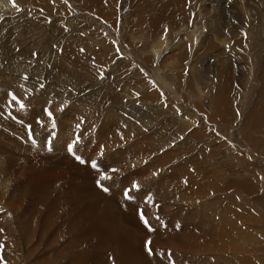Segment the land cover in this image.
Segmentation results:
<instances>
[{
	"label": "rangeland",
	"instance_id": "374dc122",
	"mask_svg": "<svg viewBox=\"0 0 264 264\" xmlns=\"http://www.w3.org/2000/svg\"><path fill=\"white\" fill-rule=\"evenodd\" d=\"M88 1L15 0L9 12L0 7L2 260L8 254L34 264L58 247L44 243L50 237L41 232V220L29 228L35 204L43 221L51 210L61 222L80 204L90 211L101 203L114 213L103 221L104 231L116 212L122 213L119 201H144L151 220L167 222L166 230L185 227L178 237L191 248L185 254L173 251L185 261L181 264H264V146L255 143L264 144V126L253 128L264 118V18H256L259 10L247 0L251 6L245 2L249 10L243 21L242 15L234 17L232 7L216 6V0H113L102 16ZM169 8L193 11V16L173 20L165 13ZM227 17L234 21L230 33ZM159 18L164 22L155 21ZM196 26L204 35L193 46L182 35ZM159 41L162 46H156ZM70 44L90 53L85 60L72 57ZM155 48L162 51L158 61ZM94 52L108 53L109 61L103 63ZM17 77L15 88L8 79ZM223 97L231 100L227 106L216 102ZM37 107L40 114L33 112ZM252 108L253 122L246 123ZM221 109L230 116L224 118ZM58 127L66 129L64 134L54 133ZM77 138L70 152L68 145ZM133 147L143 148L135 149L137 154ZM102 173L111 177L101 181L109 192L96 183ZM161 180L167 181L171 199ZM75 185L87 197H76ZM28 188L39 196L26 194ZM128 190L131 200L124 196ZM119 214L129 241L149 235L142 219L137 230V222ZM210 216L212 226L205 222ZM29 234L33 247L41 237L44 243L33 255L18 245ZM67 240L62 236L60 242ZM102 250L109 246L103 244ZM49 257L58 264L55 255Z\"/></svg>",
	"mask_w": 264,
	"mask_h": 264
},
{
	"label": "bare ground",
	"instance_id": "6f19581e",
	"mask_svg": "<svg viewBox=\"0 0 264 264\" xmlns=\"http://www.w3.org/2000/svg\"><path fill=\"white\" fill-rule=\"evenodd\" d=\"M81 1L85 2V0H81ZM112 1L113 0H89L88 2H86V4L91 9L98 10V12L103 16V15H105V13L107 11L111 10ZM238 1L240 4H238L235 0H216L215 3L216 4L218 3V4L217 5L215 4V5L223 7V8L232 7L233 8L232 12H233V10H235V12L232 13L233 15H235L234 17H236V19H237V18H239V16L241 17V15H242L244 17L243 21H245L246 17L248 16L247 10H249V8H245V2H247V0H238ZM249 1L252 2L255 11L259 10V13L257 12V14L255 15L256 18H258V16H260L263 19L264 18V8H263V10H260L261 6H262L261 0H249ZM0 2H1L0 7L3 8L2 9L3 11L9 12L8 10H11V7H9V4H13L12 0H9V2L6 0H0ZM230 2H233V4L232 5L229 4ZM162 4H163V2H162ZM235 4L237 7L235 6ZM247 4H249V2H247ZM226 5H228V7ZM212 6L214 7V4ZM249 6H251V4H249ZM18 7L20 8V5ZM165 13L168 17L173 18V20L188 21V20H191L190 16L192 15L191 13H193V11L191 12V11H187V10L183 9V10H179L177 12H174V10L172 8H169L166 10ZM198 14L200 15V11L198 12ZM251 14H253V12H251ZM227 16H230V15L227 14ZM234 17H233V20L235 21ZM162 20H163V18H159L155 21H162ZM240 20H241V18H240ZM227 21H226L227 22L226 28H227V31H229V33H230V32H232V29H234L232 27L233 26L232 24L234 21L232 23H230L228 17H227ZM237 21L240 24L243 23V22H240L239 20H237ZM162 22H164V20ZM153 23L155 26V22H153ZM156 28L157 27L155 26L154 29L156 30ZM185 29L186 28L182 26L181 32H183V30H185ZM197 29H198V26L194 27L192 30H189V33L183 34L182 36H185L183 41L187 40L193 46H195L196 43L198 42L199 37H202V35H204V34H202L203 30H202V32H200V33L198 32V34H197V31H198ZM216 29L221 33V31H222L221 28L218 27ZM164 35H165V33L163 31L159 33V37L162 38V42L166 39V38H164V37H166ZM206 39H205V41H206V44L208 45V43L211 42V39H207V40ZM215 40H216V38H215ZM219 40H221V39H219ZM160 41L158 44L156 43V46H159V45L162 46ZM223 41L226 42L225 39H223ZM199 43H201V42H199ZM100 44H103V41H101ZM223 44L225 45V43H222L220 45L223 46ZM80 48L81 47H74L73 45L70 44V55L72 57H76L80 60H82V59L85 60L84 55L88 54L87 52H89V51L84 48L85 49L84 50L85 52H84V51H82L83 48H81V49ZM157 51L158 50L155 48L153 52H154V55L156 57V60L158 61L160 58V53L162 51L161 52H157ZM108 53H109V51H108ZM108 53H106L107 55H105V54L98 55L96 52H94V56L95 57L100 56L102 58V60H100V61H102L103 63H107L109 61V58H110V57L108 58V56H109ZM81 54L83 55L82 56L83 58H81ZM103 56H105L107 58L104 59L105 57L103 58ZM223 56H225V54H223ZM86 58H88V57H86ZM196 69H198V68H196ZM8 80H10V82H9L10 84H12L13 86H15V88H17V84L19 82L18 77L14 80H12V79H8ZM235 95H236V93H235ZM238 99H240V98H238ZM216 102L218 104H223V106L224 105L227 106L229 104V102H231V100L229 97H223L220 101H216ZM32 104L35 105L36 103L33 102ZM38 107L33 112L40 114V110L38 109ZM209 110H211V109H209ZM229 111H231V110H229ZM218 112L223 113L224 118L230 116V115L227 116V113L224 112L222 109L218 110ZM250 112H253V113H250L248 115V117L246 118V120H247L246 123H252L253 122V120H251L253 117V114H254L253 108ZM230 113H232V112H230ZM29 115H25V117L28 119H31L32 116H29ZM210 117H212V119H214L213 115H211ZM260 119H261L259 121L260 124H258V126H253L254 129L260 128V127L262 128L264 126V121H263L264 118H260ZM65 130L66 129H64L63 127H60V128L58 127V130L54 129L53 131H54V133L56 132V133H59V135H60V134H64ZM60 138L61 137H58V139H60ZM255 143L256 144L259 143V146L261 148L264 146L263 142L256 141ZM257 147H258V145H257ZM142 148L143 147H133L132 150L134 152H136L135 149L138 151H142ZM136 153L138 154V152H136ZM152 171L153 170H151L150 173H152ZM161 182H162L163 190L168 193V196L171 199V192H170V189L166 183L167 181L161 180ZM73 191H74L76 197H78V198H81L83 196V194H86V197L88 195L87 193L82 192L81 188L78 185H75L73 187ZM26 194H28L30 196H35V197L39 196V193L33 188H28L26 191ZM91 196H92V194H91ZM90 199L92 200V198H90ZM95 200H97V199H95ZM111 208H113V206ZM30 209H31V213H34V214L32 217V224L29 225V228L32 230L33 225H35L36 221L38 219L41 220L42 224H43L41 227V232L44 235H48L50 237L47 239L45 238L46 240L44 243L50 244V246H52L53 249L55 248V245H58V247H56V250L54 252H51L52 255L49 252H46V253L44 252L41 255H39L38 259H35L36 261H34V264H54L55 260L52 259L51 257H49V256H53V255L56 256V258L58 260V264H181L182 262H185V261L180 259V257H178L177 254H175V253H178V250H181L183 252V254H185L186 250L191 248L190 243L184 242V239L181 236L178 237L179 233H182L185 231V227L182 226L177 232L175 230L173 231V229H172L173 232L166 230L164 228L165 227L164 225L166 224L168 226L167 222H165V224H162L163 225L162 226L161 223H159V221H152L151 220V218H150L151 208L148 205H146L144 203V201H137L134 203V205L131 203H128V202L119 201L118 209H121L122 213L119 214V212H116L119 215H121L125 220H127V218H129L131 221L134 220L135 222H137L135 227L138 230V226H140L138 224H140L139 221H141L140 220L141 219L140 213H141V210L143 211L144 216L148 220V225H150L151 229H153V230L150 231L148 227H145L147 229L144 228V231L149 232V235L148 236H141L142 240H140L138 242H136V240H134V239H133L134 242L133 241L131 242V239H130V241L128 240L129 235L127 234L128 233L127 230H125V234H123V231L121 230L122 227H120V225H119V221H118V217H117L118 214H116V217L113 218L112 222L110 221L109 224L106 225V227L104 228V231H103V221L108 218V215L113 216L114 213L110 209L109 210L107 208L104 209L103 204H101V203L97 206H93L92 208H90L91 209L90 211H88L89 208L85 209L80 204L71 210V214H73V216L71 218H67L61 222L59 221V216L57 214H55L54 212L52 213L51 210L48 211V213L45 215L44 221H43V219H42L43 218V212H42L41 208L39 207V205H37V204H35L33 207H30ZM210 211H211L210 209L205 208L204 212L210 213ZM160 221H161V219H160ZM205 222L209 226H212V223H213L212 216H210L208 220H205ZM154 223H156L157 229H155ZM56 225H57V227L55 229ZM94 225H95V228L93 229ZM54 229H55V231L51 235L50 230L53 231ZM89 235H93V237L91 239H87V237ZM62 236L66 237L68 239L70 238V240L71 239L72 240L71 241L67 240V243L64 241L60 242V239L62 238ZM1 238L2 237H0V242H2ZM150 238H151V240H150ZM32 239L30 238V234H29L28 236L20 238V243L18 245L23 246L26 249L30 248L32 250L31 252L33 255L37 251V247L40 246L41 243H43V238L41 237V238L37 239L35 247H33V245H32L33 244ZM148 241L152 242L150 244V246L155 253L154 255H149V253L146 249V242H148ZM103 244L109 246V250L103 251L102 250ZM10 245H12V244H10ZM3 246L6 247V245L0 243V257H2L1 256V253H2L1 250L4 249ZM50 246H49V248H50ZM227 250H228V248H225L224 251L227 252ZM173 251L175 253H173ZM196 251L199 252L200 249H198ZM202 251H203V249H202ZM179 253L181 254V252H179ZM3 257H5L6 260L0 259V264H11V263H13V264L14 263L15 264H25V262H23L21 259L17 258V256L15 258H13V257H10L8 254H7V256H4V254H3ZM30 258H31V256H30ZM24 260L26 261V258H24Z\"/></svg>",
	"mask_w": 264,
	"mask_h": 264
},
{
	"label": "snow or ice",
	"instance_id": "6c2138e0",
	"mask_svg": "<svg viewBox=\"0 0 264 264\" xmlns=\"http://www.w3.org/2000/svg\"><path fill=\"white\" fill-rule=\"evenodd\" d=\"M12 3H13V6H16V4H15V0H12ZM65 3H67V0H65ZM12 100L15 101L17 104H19V107H20L21 109H23V108L25 107V105L23 104V102L20 101V100L14 95V94H13V96H12ZM46 114H47V116H48L50 119H52V121H53L52 126L55 127V120H54V117H53L52 112H51V111H48ZM37 122H38L39 124H41V126H43V122H42V121H37ZM29 135L31 136L30 126H29ZM78 140H79V138H77V141H74L72 144H69V145H68V150H69L70 152H73V153H74V147H75V144L78 142ZM33 143H35V140H34V139H33ZM49 143H50V142H49ZM49 150H51V148H49ZM75 158H76L78 161H80L81 163H87V162L84 161L80 156H75ZM91 167H92L93 169H96V168L98 167L97 162L94 161V160L91 161ZM112 171H116V170L113 169ZM110 178H111V177H109L107 174H103V173H102V174L100 175V177H99V178L97 179V181H96L97 185H98V186H99L104 192H109L110 189H109L108 187H105L103 184H101V181H102V180H109ZM134 187H137V188H138V185H134ZM129 191H131V190L125 191L124 196H125L126 199L131 200L132 197L129 195ZM140 215H141V219L143 220V222L145 223V225H146L147 227H149V230H150V231L153 230V229H151L150 225H148V220H147V218L144 216L142 210H141ZM150 244H151L150 241L146 242V249H147L149 255H154L155 253H154L153 249L151 248ZM0 259H2V257H0Z\"/></svg>",
	"mask_w": 264,
	"mask_h": 264
}]
</instances>
